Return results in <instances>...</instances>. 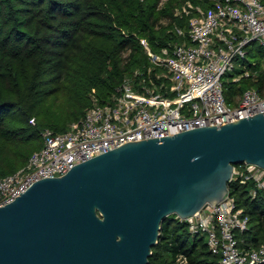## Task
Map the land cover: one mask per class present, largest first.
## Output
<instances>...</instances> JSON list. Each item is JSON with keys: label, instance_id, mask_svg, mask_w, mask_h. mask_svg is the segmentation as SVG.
<instances>
[{"label": "trees", "instance_id": "16d2710c", "mask_svg": "<svg viewBox=\"0 0 264 264\" xmlns=\"http://www.w3.org/2000/svg\"><path fill=\"white\" fill-rule=\"evenodd\" d=\"M198 0H0V177L24 168L44 146L42 132L67 131L94 106L110 104L127 76L151 66L142 39L155 53L183 39L188 16H176ZM249 54V50H248ZM250 76L224 78L231 106L244 92L264 95V57L248 60ZM35 120V123L32 120ZM252 182L230 183V195L250 217L245 245L264 242V191L251 195ZM220 264L202 234H191L186 220L168 216L149 264Z\"/></svg>", "mask_w": 264, "mask_h": 264}, {"label": "water", "instance_id": "95a60500", "mask_svg": "<svg viewBox=\"0 0 264 264\" xmlns=\"http://www.w3.org/2000/svg\"><path fill=\"white\" fill-rule=\"evenodd\" d=\"M263 112L130 140L35 181L0 206V264H149L168 216L228 198L237 165L264 167Z\"/></svg>", "mask_w": 264, "mask_h": 264}, {"label": "built area", "instance_id": "2783aa9c", "mask_svg": "<svg viewBox=\"0 0 264 264\" xmlns=\"http://www.w3.org/2000/svg\"><path fill=\"white\" fill-rule=\"evenodd\" d=\"M198 1L210 5L189 1L176 11V16L190 17L188 33L176 27L183 40L171 42L159 54L142 39L151 66L148 72L138 69L127 76L112 103L100 105L95 98L94 106L67 131L42 132V149L24 168L0 177V206L35 181L66 174L74 165L127 141L221 126L264 111V95L255 88L244 92L238 106H231L224 92L228 72L242 69L235 81L253 73L245 59L252 42L264 47V0ZM232 181L252 182L251 195L256 197L258 190L264 191V167L237 165ZM187 222L191 234L204 235L210 251L221 256L220 264H264V242L259 247L245 245L242 236L250 230L251 220L233 196L206 205ZM178 262L187 264L188 259L181 255Z\"/></svg>", "mask_w": 264, "mask_h": 264}, {"label": "rangeland", "instance_id": "374dc122", "mask_svg": "<svg viewBox=\"0 0 264 264\" xmlns=\"http://www.w3.org/2000/svg\"><path fill=\"white\" fill-rule=\"evenodd\" d=\"M164 2H165V0H164ZM248 50H249L248 60L253 61V60H258V59L264 57V47L258 41H254L251 44H249ZM241 61H242L241 59L236 60L237 66H239ZM233 73H234L233 71L228 72L224 76V78L229 79L230 75Z\"/></svg>", "mask_w": 264, "mask_h": 264}, {"label": "crops", "instance_id": "0c3cea01", "mask_svg": "<svg viewBox=\"0 0 264 264\" xmlns=\"http://www.w3.org/2000/svg\"><path fill=\"white\" fill-rule=\"evenodd\" d=\"M198 3H202V5H204L205 7H208L209 5H210V3H208V2H198ZM181 40H183V39H181ZM190 42V41H189ZM242 70V69H241Z\"/></svg>", "mask_w": 264, "mask_h": 264}]
</instances>
